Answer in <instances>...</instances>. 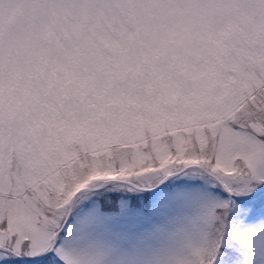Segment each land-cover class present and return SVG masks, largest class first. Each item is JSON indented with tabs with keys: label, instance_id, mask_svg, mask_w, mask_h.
<instances>
[{
	"label": "snow or ice",
	"instance_id": "snow-or-ice-1",
	"mask_svg": "<svg viewBox=\"0 0 264 264\" xmlns=\"http://www.w3.org/2000/svg\"><path fill=\"white\" fill-rule=\"evenodd\" d=\"M0 264H264V0H0Z\"/></svg>",
	"mask_w": 264,
	"mask_h": 264
}]
</instances>
